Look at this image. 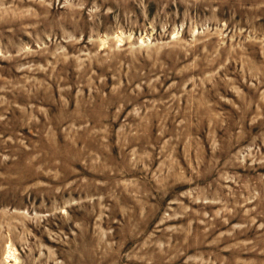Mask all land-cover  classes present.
<instances>
[{"label": "rangeland", "instance_id": "obj_1", "mask_svg": "<svg viewBox=\"0 0 264 264\" xmlns=\"http://www.w3.org/2000/svg\"><path fill=\"white\" fill-rule=\"evenodd\" d=\"M0 264H264V0H0Z\"/></svg>", "mask_w": 264, "mask_h": 264}]
</instances>
